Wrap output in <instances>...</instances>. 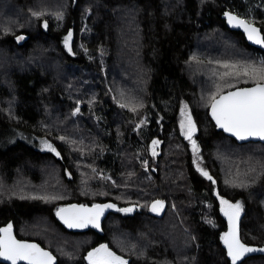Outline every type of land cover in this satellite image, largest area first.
Instances as JSON below:
<instances>
[{"label":"trees","instance_id":"trees-1","mask_svg":"<svg viewBox=\"0 0 264 264\" xmlns=\"http://www.w3.org/2000/svg\"><path fill=\"white\" fill-rule=\"evenodd\" d=\"M225 10L264 33V0H0V228L57 264H89L101 245L128 264H233L223 199L242 203L241 242L264 249V142L239 143L209 116L218 86L253 85L222 80V65L264 61ZM185 107L196 151L180 131ZM196 156L212 177L204 189ZM102 201L132 211L109 213L103 234L57 218L64 205ZM236 264H264V252Z\"/></svg>","mask_w":264,"mask_h":264},{"label":"snow or ice","instance_id":"snow-or-ice-1","mask_svg":"<svg viewBox=\"0 0 264 264\" xmlns=\"http://www.w3.org/2000/svg\"><path fill=\"white\" fill-rule=\"evenodd\" d=\"M39 16L41 13H33ZM228 22L234 26L242 27L248 35L249 40H253L257 44L264 45V35L260 30L249 24L246 20L232 15L225 14ZM44 27H47L45 23ZM71 38V33L65 38V44ZM24 39V37H18ZM69 51L71 48L69 47ZM229 71L221 75L223 80L226 77H246L252 81V87L239 88L235 91H230L226 95L220 94V89L216 94L211 96V115L215 119L216 124L227 132L232 133L240 140H245L249 137H259L264 140V61L260 62V66L253 63H224L222 65ZM247 82V81H246ZM217 95L219 98L217 99ZM125 105H121L124 107ZM77 112L79 109L76 110ZM135 111V109H133ZM182 128H185V135L189 140H192V134L196 131L194 122L190 115L187 116L186 121L182 122ZM61 139H64L61 137ZM159 143L153 141V144ZM47 147L51 151L56 149L48 144ZM193 150H197V145L192 140ZM59 155V153H56ZM153 155L155 149L153 148ZM203 171V170H201ZM203 175L208 179H212L206 171ZM163 201H156L152 205V211H158L159 207L163 206ZM224 207V214L228 217L229 231L223 236V242L227 246V254L231 257L233 264L240 260L245 253L253 251H262L264 249H255L243 244L239 238L238 221L243 207L240 203H230L227 200H221ZM159 206V207H158ZM115 205H94L92 208L84 206L72 205L69 208H61L58 210V215L67 224L68 227H86L92 224L99 227V219L106 208H114ZM122 212H131V208L118 209ZM0 258L5 261H10L11 264H54L55 257L48 251H45L37 244L28 243L26 241L18 240L12 231V225L0 228ZM87 259L89 264H128V261L123 257L112 252L107 245H101L88 254Z\"/></svg>","mask_w":264,"mask_h":264},{"label":"water","instance_id":"water-1","mask_svg":"<svg viewBox=\"0 0 264 264\" xmlns=\"http://www.w3.org/2000/svg\"><path fill=\"white\" fill-rule=\"evenodd\" d=\"M226 13H231L232 15H235V16L239 17L240 19H244V20H246L249 24H251V25H253L254 27H256L257 29H259L260 32H261V34L264 35V33H263V31H262V28H261L259 25L255 24V23H253V22H251V21H249V20H247L246 18L242 17V16L239 15L238 13H236V12H234V11H231V10H225V11L223 12V14H222V18L225 20L227 26H228L230 29H232V30H236V31H241V32L244 34V36H245L247 42H248L250 45H252V46H254V47H257V48H260V49L264 50V45L257 44V43H255L253 40H249V39H248V35H247V33L245 32V30H244L242 27H238V26H234L233 24H230V23L228 22V18H227V16L225 15ZM45 23H47V22H43V24H42L43 27H44ZM44 30H45V31L48 30V23H47V27H44ZM252 86H254V85L243 86V87H237V88H234V89L228 90V91H226V92H223V93H221V94L226 95V94H227L228 92H230V91H235V90H237V89H239V88H246V87H252ZM218 98H219V96H217V99H218ZM209 116H210V118L213 120V122L215 123L217 129L224 131L225 133H227V134L230 135L231 137L235 138L239 143H245V142H249V141H261V142H264V140L260 139L259 137H249V138H247V139H245V140H240V139H238L236 136H234L232 133L227 132V131H225L224 129L220 128V127L216 124L215 119H214V118L212 117V115H211V105H210V107H209ZM107 204H113V205H115V207H114V208H106V209L104 210L103 214L100 216V219H99V225H100V226H99L98 228L95 227V226H93L92 224H88L86 227H72V228H70V227L67 226V224L64 223V221H63V220L60 218V216L57 214L59 209H61V208H69V207L72 206V205H76V206H78V207L82 205V206H84V207H86V208H92L94 205H107ZM59 209H58L57 212H56L57 218H58L59 222H60V223H61V224L67 229V230H69V231H73V232H85V231H88V230H94V231H96V232H98V233H100V234H103V233H104V229H103L104 227H103V224H104V221H105L106 217L108 216L109 213H111V212H113V211H117V210L119 209V206H118V204H116V203L113 202V201H102V202L92 203V204H89V203H80V202H73V203H70V204H67V205L62 206V207H60ZM12 231H13V235H14L18 240L26 241V242H28V243L37 244V245H39L41 248H43L45 251L50 252V253L55 257V262H54V264H57L58 259H57L56 255H55L50 249H48V248L42 246V245H41L38 241H36V240H33V239H25V238H20V237H18L14 228H12ZM1 263L11 264L10 261H5V260H3V258H0V264H1ZM21 264H26V262H21Z\"/></svg>","mask_w":264,"mask_h":264},{"label":"rangeland","instance_id":"rangeland-1","mask_svg":"<svg viewBox=\"0 0 264 264\" xmlns=\"http://www.w3.org/2000/svg\"><path fill=\"white\" fill-rule=\"evenodd\" d=\"M189 115H190L192 121H193L194 124H195V121H194V119H193V117H192V115H191V111H190L188 108H186V107L183 108L182 111H181V118H180L179 126H180V131H181V133H182V135H183L184 138H187L186 135H185V131H186V129H185V128H182L181 125H182V122L186 121V118H187V116H189ZM193 135H194V133L192 134V138L194 137ZM29 140H30L35 146H37L38 148H40V149H42V150H49V151H51V150L47 147V145H48V144H51V145L53 146V144H52L48 139L43 138V137H38L37 139H32V138H30ZM53 147H54V146H53ZM54 148H55V147H54ZM198 158H199V157L196 156V159H195V166H194V177H195V180H196L197 184L199 185V187H201V188H206V187H208V186L210 185V181H209V179H208L207 176L203 175V171H206V172L208 173V170L205 168L203 162H202L200 159H198ZM201 170H203V171H201ZM208 175H209V173H208ZM229 202H230V201H229ZM230 203H233V204H235V203H240V204L242 205L241 202H230ZM223 207H225V206L223 205ZM160 209H161V207H159V210H160ZM159 210H158V211H159Z\"/></svg>","mask_w":264,"mask_h":264},{"label":"bare ground","instance_id":"bare-ground-1","mask_svg":"<svg viewBox=\"0 0 264 264\" xmlns=\"http://www.w3.org/2000/svg\"><path fill=\"white\" fill-rule=\"evenodd\" d=\"M85 27V26H84ZM86 31V30H85ZM199 147V146H198ZM184 151V150H183ZM177 153V152H176ZM203 158V157H202ZM205 159V158H204ZM209 164V163H208ZM209 168H210V166H209ZM216 169V168H215ZM217 173V172H216ZM220 177V176H219ZM223 179V178H222ZM214 186V185H213ZM218 188V187H217ZM192 189V188H191ZM202 189H204V188H202ZM201 189V190H202ZM189 191H190V188H189ZM154 192H155V190H154ZM159 192V191H158ZM161 192V191H160ZM187 192H188V190H187ZM199 192H200V190H199ZM202 193V192H201ZM230 193V192H229ZM155 194V193H154ZM158 194V193H157ZM160 194V193H159ZM188 195H189V193H188ZM166 196V195H165ZM169 196V195H168ZM186 196V195H185ZM206 201V200H205ZM209 204V203H208ZM211 204V203H210ZM214 204V203H213ZM216 204V203H215ZM181 206V205H180ZM185 207V206H184ZM182 208V207H181ZM219 208V207H218ZM207 209V208H206ZM187 211V210H186ZM217 212V211H216ZM215 213V212H214ZM212 214V213H211Z\"/></svg>","mask_w":264,"mask_h":264},{"label":"flooded vegetation","instance_id":"flooded-vegetation-1","mask_svg":"<svg viewBox=\"0 0 264 264\" xmlns=\"http://www.w3.org/2000/svg\"><path fill=\"white\" fill-rule=\"evenodd\" d=\"M158 207H159V206H158ZM160 210H161V209H160ZM160 210H159V211H160ZM107 247H108V246H107Z\"/></svg>","mask_w":264,"mask_h":264}]
</instances>
